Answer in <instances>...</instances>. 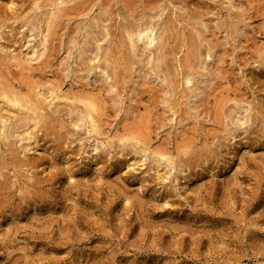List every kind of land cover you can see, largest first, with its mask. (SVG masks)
<instances>
[{
	"label": "rangeland",
	"instance_id": "obj_1",
	"mask_svg": "<svg viewBox=\"0 0 264 264\" xmlns=\"http://www.w3.org/2000/svg\"><path fill=\"white\" fill-rule=\"evenodd\" d=\"M0 264H264V0H0Z\"/></svg>",
	"mask_w": 264,
	"mask_h": 264
},
{
	"label": "bare ground",
	"instance_id": "obj_2",
	"mask_svg": "<svg viewBox=\"0 0 264 264\" xmlns=\"http://www.w3.org/2000/svg\"><path fill=\"white\" fill-rule=\"evenodd\" d=\"M159 17V16H158ZM147 22V21H146ZM137 25V24H136ZM161 25V24H160ZM161 27V26H160ZM138 28V27H137ZM136 29V28H135ZM133 30V29H132ZM136 30H134L135 32ZM132 32V31H131ZM136 35L140 36L141 39H145V43H147L149 46H156L159 42V27H157V23L153 22V21H148V23L146 24H142V26H140V28L135 32ZM134 33V34H135ZM130 36V41L134 47V43H133V38H132V34L129 33ZM96 39V38H95ZM94 40V38H93ZM99 41V40H98ZM160 43V42H159ZM131 45V46H132ZM94 48V47H93ZM92 48V49H93ZM86 49V48H85ZM84 50V49H83ZM94 56V55H93ZM94 59V57H92ZM90 61V59H89ZM190 80V78L188 79ZM52 93V99H59L60 96H58L56 94V91L53 89V91L51 92ZM8 100L10 102H12L13 104L17 105L18 107H23V108H26V109H29V105H25L24 103L20 102L19 99L17 98H8ZM27 101H25L26 103ZM51 102V101H50ZM14 105V106H15ZM86 106V105H85ZM87 107V106H86ZM31 108V107H30ZM242 108V107H241ZM91 107L89 106V111H90V114L91 115ZM25 110V109H24ZM87 110V109H86ZM36 111V110H35ZM32 112V111H31ZM88 115V114H87ZM92 118V117H91ZM10 120H2L3 122V125L6 126L7 128L12 125V123H15L18 122V118L16 117V115H13L12 117L9 118ZM34 119V118H33ZM19 124V123H18ZM7 132V130H6ZM36 147V146H35ZM38 147V146H37ZM36 147V148H37Z\"/></svg>",
	"mask_w": 264,
	"mask_h": 264
}]
</instances>
